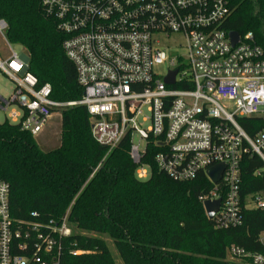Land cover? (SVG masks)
Returning a JSON list of instances; mask_svg holds the SVG:
<instances>
[{
  "label": "built area",
  "instance_id": "2783aa9c",
  "mask_svg": "<svg viewBox=\"0 0 264 264\" xmlns=\"http://www.w3.org/2000/svg\"><path fill=\"white\" fill-rule=\"evenodd\" d=\"M39 1L64 35L62 48L83 92L76 101L53 100L51 86H39L22 53L10 48L0 18V38L9 48L0 70L14 83L0 108L18 107L8 114L11 123L34 137L55 111L84 106L91 136L107 152L129 137L138 179L150 175L142 162L147 146L157 149V168L174 180L204 173L211 187L199 197L201 204L220 199L214 227L240 226L245 211L264 210V191L241 195L242 157L251 153L264 162V128L249 135L237 121L264 117V49L251 31H236L238 42H232L233 30L223 27L227 0ZM173 71V82H166ZM217 164L224 169L213 183L206 170ZM262 173L264 167L254 171ZM8 190L0 180V264H60L73 233L67 213L59 221L15 219ZM259 243L260 251L231 244L226 257L264 264V232ZM80 252L69 248L71 255Z\"/></svg>",
  "mask_w": 264,
  "mask_h": 264
},
{
  "label": "trees",
  "instance_id": "16d2710c",
  "mask_svg": "<svg viewBox=\"0 0 264 264\" xmlns=\"http://www.w3.org/2000/svg\"><path fill=\"white\" fill-rule=\"evenodd\" d=\"M227 2L230 15L223 27L240 35L251 31L264 49V0ZM0 18L7 23V41L22 46L38 85L48 83L53 100H78L83 89L62 48L64 35L40 1L0 0ZM237 121L249 135L264 128V117ZM129 150L128 136L110 152L95 142L81 105L61 108L59 143L50 149L40 148L28 131L5 119L0 123V180L9 186L11 216L46 222L67 213L73 233L60 264H116L104 237L122 264H244L227 259L228 246L261 250L264 210L245 211L240 226L216 228L199 199L211 187L204 173L174 180L157 168V149L147 146L142 162L150 175L140 180ZM262 167L256 155L242 157L241 195L264 191V173L254 175ZM33 211L38 217L30 216ZM69 248L81 252L71 255Z\"/></svg>",
  "mask_w": 264,
  "mask_h": 264
},
{
  "label": "rangeland",
  "instance_id": "374dc122",
  "mask_svg": "<svg viewBox=\"0 0 264 264\" xmlns=\"http://www.w3.org/2000/svg\"><path fill=\"white\" fill-rule=\"evenodd\" d=\"M255 14V13H254ZM260 30L264 32V17H261L260 19ZM9 46L11 49L17 51L18 53H22L23 48L20 45L11 44L9 43ZM8 46L7 43L0 38V58L5 59L8 54ZM14 88L13 81L0 70V100L1 98L6 100L9 98L10 94L12 93ZM224 106L230 110V106L228 102H224ZM18 110V107L14 104H10L7 108V110L3 111L0 108V123H2L5 119H8V121L11 120L10 117H8V114L13 110ZM60 112L61 110H57L53 113L52 117L49 119L46 126L42 129L40 133L34 136L37 144L42 149H50L58 145L59 143V130H60ZM135 141H137V137L134 138ZM262 197H264V193L261 194ZM73 230V228H72ZM107 241V244L110 247V250L112 254L115 257V263L116 264H122L120 258L118 257V254L113 246L112 241L104 237Z\"/></svg>",
  "mask_w": 264,
  "mask_h": 264
},
{
  "label": "water",
  "instance_id": "95a60500",
  "mask_svg": "<svg viewBox=\"0 0 264 264\" xmlns=\"http://www.w3.org/2000/svg\"><path fill=\"white\" fill-rule=\"evenodd\" d=\"M229 36L233 43L238 42V34L236 31H231L229 33ZM175 71L171 72L165 79L166 82L172 83L173 77H174ZM224 169V164H217L214 166L209 167L206 170L207 176L210 178V180L215 183L218 182L221 178L222 171ZM220 199L214 200V201H204L203 202V209L206 217L211 220L216 211L219 208Z\"/></svg>",
  "mask_w": 264,
  "mask_h": 264
}]
</instances>
